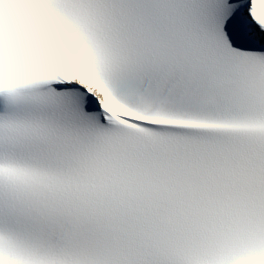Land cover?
<instances>
[{
  "label": "snow or ice",
  "instance_id": "1",
  "mask_svg": "<svg viewBox=\"0 0 264 264\" xmlns=\"http://www.w3.org/2000/svg\"><path fill=\"white\" fill-rule=\"evenodd\" d=\"M0 264H264V0H0Z\"/></svg>",
  "mask_w": 264,
  "mask_h": 264
}]
</instances>
